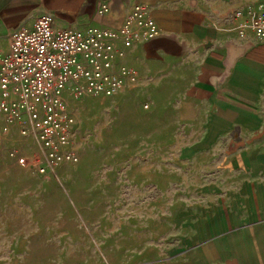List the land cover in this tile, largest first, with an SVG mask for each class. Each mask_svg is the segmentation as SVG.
I'll return each instance as SVG.
<instances>
[{"label": "rangeland", "instance_id": "obj_1", "mask_svg": "<svg viewBox=\"0 0 264 264\" xmlns=\"http://www.w3.org/2000/svg\"><path fill=\"white\" fill-rule=\"evenodd\" d=\"M100 3L0 0V34L39 14L79 26ZM150 44L128 51L137 81L115 96H63L77 163L47 164L3 123L0 264H264V78L246 82L257 112L221 109L209 48L167 65Z\"/></svg>", "mask_w": 264, "mask_h": 264}, {"label": "built area", "instance_id": "obj_2", "mask_svg": "<svg viewBox=\"0 0 264 264\" xmlns=\"http://www.w3.org/2000/svg\"><path fill=\"white\" fill-rule=\"evenodd\" d=\"M97 12L108 14L105 1ZM233 19L240 36L249 30L264 41V0L234 11ZM159 36L158 25L140 3L115 29L61 26L51 14L34 16L0 51V133L3 123L17 124L23 136L35 135L47 164L77 163L78 157L67 150L73 119L65 112L63 96L112 97L136 83L135 73L124 63L126 53ZM7 156L15 159L12 152ZM45 171L37 161V172Z\"/></svg>", "mask_w": 264, "mask_h": 264}, {"label": "crops", "instance_id": "obj_3", "mask_svg": "<svg viewBox=\"0 0 264 264\" xmlns=\"http://www.w3.org/2000/svg\"><path fill=\"white\" fill-rule=\"evenodd\" d=\"M92 1H105L109 7V16L98 18L95 4H90L82 17L85 22L73 27L81 28L91 25L115 29L121 26L117 25L127 17L134 4H146L149 17L160 29V36L153 41L139 43H151L148 47L143 45V51L157 56L169 65L177 61L179 57L192 59V53L195 50L206 46L209 51L205 61L213 68L205 75H209L215 82H221L216 86L214 101L221 109H235V112H240L242 115L257 112L256 102L249 98L250 94L246 93V82L260 81L264 78V41L256 39L249 30L240 36L233 13L239 9L252 8L261 0ZM59 24L65 26L60 21ZM12 32L13 29L9 32L8 29L3 31L0 34L1 40L6 42ZM8 44L9 41L6 49ZM139 44H135L132 48ZM226 52L235 56L223 62L225 57L223 53L226 54ZM240 54H244L243 58ZM241 84L244 85L243 89L239 88Z\"/></svg>", "mask_w": 264, "mask_h": 264}, {"label": "water", "instance_id": "obj_4", "mask_svg": "<svg viewBox=\"0 0 264 264\" xmlns=\"http://www.w3.org/2000/svg\"><path fill=\"white\" fill-rule=\"evenodd\" d=\"M262 1V0H261Z\"/></svg>", "mask_w": 264, "mask_h": 264}]
</instances>
